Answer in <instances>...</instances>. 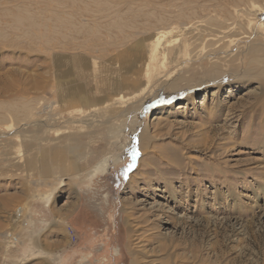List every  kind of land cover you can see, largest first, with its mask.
<instances>
[{"label":"rangeland","instance_id":"374dc122","mask_svg":"<svg viewBox=\"0 0 264 264\" xmlns=\"http://www.w3.org/2000/svg\"><path fill=\"white\" fill-rule=\"evenodd\" d=\"M260 68L264 0H0V264H264Z\"/></svg>","mask_w":264,"mask_h":264},{"label":"bare ground","instance_id":"6f19581e","mask_svg":"<svg viewBox=\"0 0 264 264\" xmlns=\"http://www.w3.org/2000/svg\"><path fill=\"white\" fill-rule=\"evenodd\" d=\"M215 69H217V68H215ZM260 69H264V68H260ZM217 70H219V69H217ZM247 71H248V70H247ZM251 72H254V73H255V72L261 73V71L258 70V69H257V70H255V69H254V70H251ZM220 73H221L220 70H219L218 72L215 73V71H214V69H213L212 72L209 70L208 75H209V74H212L213 77H214L215 74L218 75V74H220ZM255 74H256V73H255ZM209 76L211 77V75H209ZM83 102H84V101H83ZM83 102H82V103H83ZM150 143H151V142H150Z\"/></svg>","mask_w":264,"mask_h":264},{"label":"snow or ice","instance_id":"6c2138e0","mask_svg":"<svg viewBox=\"0 0 264 264\" xmlns=\"http://www.w3.org/2000/svg\"><path fill=\"white\" fill-rule=\"evenodd\" d=\"M129 167H131V166H129Z\"/></svg>","mask_w":264,"mask_h":264}]
</instances>
